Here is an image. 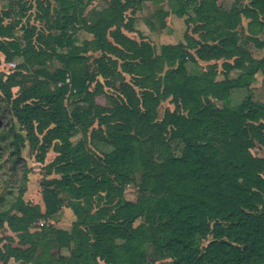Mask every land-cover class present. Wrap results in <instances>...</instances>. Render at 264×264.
I'll list each match as a JSON object with an SVG mask.
<instances>
[{
    "label": "trees",
    "instance_id": "16d2710c",
    "mask_svg": "<svg viewBox=\"0 0 264 264\" xmlns=\"http://www.w3.org/2000/svg\"><path fill=\"white\" fill-rule=\"evenodd\" d=\"M22 1L12 5L20 8V13L26 5ZM53 1L54 8L38 4L43 12L38 20L49 12L54 14L53 20L45 21L48 34L44 37V31H39L38 46L32 41L35 28L23 30L22 46L13 29L2 25L0 16V53L5 60L20 57L21 69L26 65L38 67L32 78L16 72L0 79V105H5L0 115L10 113L13 118L8 127L0 122V160L4 147L12 151L16 165L22 160L23 138L14 125L18 124L30 149L38 153V162H43L47 149L53 147L57 157L48 169L59 176L45 182L44 213L22 200L18 183H24L25 176H12L8 198L0 199V228L6 224L18 234L19 244L29 248L7 247V254L0 253L2 263L9 259L21 264L33 262L39 246L42 250H61L81 240L91 244L82 226L90 231L94 242L91 252L71 255L70 259L81 264H98L97 260L104 264H149L147 244L153 245L159 258L171 259L173 264H264V158L250 153L255 143L264 148V105L250 98L236 107L228 104L232 90L251 87L257 71L264 75V55L252 58L232 32L240 25L242 14L249 21L250 41L264 51V40L258 38L259 33L264 34V0H249L248 7L229 13L221 11L214 0H184L177 16L183 17L192 5L194 19L203 21L212 44H201L186 35V46H162L159 55L149 44H138L120 32L113 42L106 37L129 4L145 0H124L123 4L114 0L106 15L93 25L82 16L92 0ZM3 15L8 16L7 12ZM51 30L58 31L59 36L53 37ZM80 30L94 36L103 54L97 60L99 75L110 77L117 65L106 54L135 61L130 68L124 65L123 71L136 75L133 86L139 89L138 94L124 83L118 89L120 104L93 103L97 95L106 94L100 84L91 91L92 79L73 69L74 64L83 62L72 42ZM187 48L197 49L201 60L233 59L232 64H223L225 71L240 69L244 63L253 70L231 80L226 76L216 80L213 69L198 77L188 76L186 64L194 58L185 51ZM52 60L61 67L50 71L45 61ZM163 65L169 70L159 78L156 74ZM14 87H19L16 97L11 92ZM66 98L81 101L87 108L69 113ZM165 99H170L175 111H166L156 122L157 108ZM94 122L99 130L104 128L102 140L112 148L102 157L90 154L85 146ZM78 135L80 139L73 143ZM172 141L183 145L178 154L171 150ZM140 169L144 194L133 203L124 199V192ZM65 198L75 217L71 233L53 227L28 232L32 222L56 215ZM95 199L105 207L92 214ZM137 221L140 223L134 226ZM209 236L212 239L206 247L196 249V239ZM84 245L80 242L77 248ZM38 258L36 264H54L49 256Z\"/></svg>",
    "mask_w": 264,
    "mask_h": 264
},
{
    "label": "rangeland",
    "instance_id": "374dc122",
    "mask_svg": "<svg viewBox=\"0 0 264 264\" xmlns=\"http://www.w3.org/2000/svg\"><path fill=\"white\" fill-rule=\"evenodd\" d=\"M17 0H0V16L2 19V25L7 26L8 28L13 29V34L15 35L16 40L22 43V33L25 28L33 27L35 28L36 35L33 36V43L37 45V35L39 31H44V37L48 34L47 25H45L46 20H53L54 14L52 12L47 15L42 20H38L43 12L39 10L38 4H44L43 8H46L47 4H51L54 8L56 4L53 0H23L25 5V10L20 13V8L12 7ZM71 1V0H68ZM114 0H92L89 5L83 11V20L89 25L97 23L102 17H104L111 8L112 2ZM86 2V0H85ZM216 6L223 12L229 13L233 9L238 11L242 10L249 6V0H214ZM124 3V0H121V4ZM184 3V0H145L137 4H129L127 8L122 12L120 20L106 32V37L109 42H113V37L117 35L118 32L126 36L127 38L135 41L136 43H146L149 44L153 49L156 55H159L160 48L162 46H186L185 36H190L201 44H212L213 39H207V30L202 27L203 21H197L194 19L195 14L193 11V6L188 5L187 12L183 17H179L176 14V10L181 4ZM87 4V3H85ZM30 6V7H29ZM12 7V8H11ZM7 12L8 16L5 17L3 14ZM191 20L188 22V20ZM240 25L243 28V32L240 31V27L236 26L232 31L236 38H238V45L243 49L250 52L252 58L259 59L264 55V51L258 50L254 47L253 43L249 38V31L247 30L248 19L240 14ZM218 24V23H217ZM75 26H80V23H75ZM209 25L208 27H210ZM207 27V29H208ZM242 30V29H241ZM50 34L54 36H59L58 31L51 30ZM243 34V35H242ZM8 37H10L8 35ZM43 37V38H44ZM214 37V35H213ZM258 38L264 40V34L259 33ZM0 40H3L0 38ZM11 40V39H8ZM72 42L79 51L78 54L83 58L81 64H74L73 69L75 72L81 74H87L88 79H92L90 84V90L94 91L96 85L100 84L104 95H97L93 100V103H97L102 106H109L111 104H120V94L119 87L121 84L127 83L133 86L134 81L136 80V75L128 74L123 71V66L127 64H134V60H119L114 56L106 54V57H109L111 60H115L117 65L115 68L111 69L112 75L110 77H103L99 75V64L97 60L102 58V52L96 47L95 38L92 34L80 30L73 37ZM198 49V47H197ZM197 49H185L186 52L190 53L193 56V60H189L186 64V72L188 76L198 77L204 72H207L211 69L216 71V80H223L225 76L228 79H236L239 75L253 70L252 66L248 63L240 69H229L224 70V63H233V59H219V60H201L197 57ZM46 66L50 71L60 68L61 65L56 61L52 62L45 61ZM106 62V60H105ZM23 65V59L20 57L13 58L10 62L5 60V57L0 53V79L5 80L7 76L14 74L16 72H21L25 77L32 78L34 70L38 69L37 65H32L21 69ZM109 66V64H108ZM177 63L173 68H176ZM169 70L167 65H163L160 72L156 74L157 77L162 78L165 72ZM225 73V74H224ZM256 82H254L249 88L234 89L230 92L229 106L236 107L241 105L250 98L251 101L256 102L260 106L264 105V75L257 71L255 74ZM29 78V79H30ZM27 79L26 82L29 80ZM22 80V78H18ZM133 89L138 94L139 89L133 86ZM14 97L19 94V87H14L11 90ZM65 106L69 113L76 108H87V105L81 101H72L71 99L66 98ZM5 105H0V110H2ZM174 112V105L171 103L170 99L161 100L160 104L156 111V122H160L163 118V115L166 111ZM13 118L10 113L6 115H0V122L7 127L12 123ZM15 129L19 132L23 138V145L20 146V156L21 161L16 165L15 157L12 155V151L4 147L2 151V158L0 160V199L8 198L10 193V186L12 176L16 175L18 179H22L25 176L24 183H18V190H23L22 200L32 207H37L41 213H44V204L42 201V190L44 189L45 182H52L54 179H59V176L54 173H49L48 165L51 164L57 157V153L54 151L51 146L47 149L44 161L38 162L37 152L30 149L29 143L25 137V133L22 131L18 124H14ZM98 129L96 122L93 123V126L89 129L87 134V140L85 143L87 151L96 156L102 157L104 154L109 153L112 148L107 146L102 140V132ZM94 134V135H93ZM80 139V135L73 138V143L77 142ZM173 153L178 154L183 145L180 142L172 141L169 143ZM250 153L253 157L264 158V148L255 143L254 146L250 149ZM25 174V175H24ZM143 185V169H140L139 172L134 177V180L125 188L124 199L130 202H137L144 193H142ZM51 187L54 186L51 184ZM62 198L64 194L61 191ZM103 196V195H102ZM68 199H64L63 207L60 211L54 216H45L37 219L35 222H32L28 226V232L30 234L39 233L44 227H53L55 229H60L72 232V223L75 221V217L72 211L67 207ZM82 202V200H81ZM105 207L103 202H98L96 199L93 201L91 213H97L100 208ZM140 221H137L134 226H137ZM80 229L86 234L87 238L90 239L91 244L94 242V237L86 227H80ZM211 236L206 239L197 238L195 241V247L198 250H203L206 245L211 241ZM18 234L12 233L6 224L4 227L0 228V253L7 254V247L19 248L21 250H26L29 248V245L21 246L18 241ZM35 240V239H34ZM82 242L85 244L82 248H77V244ZM118 244L121 242L118 241ZM75 246L74 243L70 246L69 249H48L42 250V247H37L34 255L33 262L26 264H36L35 259L40 260L38 257L44 255V257H50L54 264H81L75 259H70L73 253L78 254L87 250L88 252L92 251V246L89 243H84L82 240L78 241ZM43 251H46L43 253ZM146 258L149 264H173V260L159 258L156 255L155 248L152 244H147L145 247ZM5 256V255H2ZM58 258L66 259L65 262L58 261ZM98 264H104L100 260H97ZM0 264L2 263L0 257ZM4 264H21L20 262H15L13 259L7 260Z\"/></svg>",
    "mask_w": 264,
    "mask_h": 264
}]
</instances>
